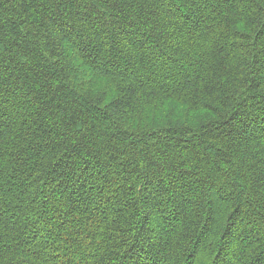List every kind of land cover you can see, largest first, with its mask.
I'll return each mask as SVG.
<instances>
[{
    "label": "trees",
    "instance_id": "16d2710c",
    "mask_svg": "<svg viewBox=\"0 0 264 264\" xmlns=\"http://www.w3.org/2000/svg\"><path fill=\"white\" fill-rule=\"evenodd\" d=\"M0 264H264V0H0Z\"/></svg>",
    "mask_w": 264,
    "mask_h": 264
}]
</instances>
